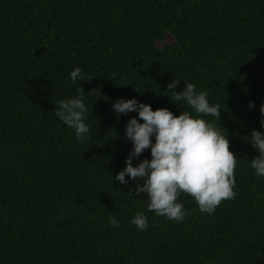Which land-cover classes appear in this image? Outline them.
I'll use <instances>...</instances> for the list:
<instances>
[{"label":"trees","instance_id":"obj_1","mask_svg":"<svg viewBox=\"0 0 264 264\" xmlns=\"http://www.w3.org/2000/svg\"><path fill=\"white\" fill-rule=\"evenodd\" d=\"M76 67L93 79L74 84ZM173 79L219 104L220 121L204 118L237 157L235 198L208 215L181 193L179 223L148 211L139 180H115L138 116L112 109L135 98L179 115ZM78 86L93 137L83 143L54 111ZM261 105L264 0H0V264H264V177L250 167ZM143 159L150 148L133 166Z\"/></svg>","mask_w":264,"mask_h":264},{"label":"clouds","instance_id":"obj_2","mask_svg":"<svg viewBox=\"0 0 264 264\" xmlns=\"http://www.w3.org/2000/svg\"><path fill=\"white\" fill-rule=\"evenodd\" d=\"M70 79L75 84L93 77H86L81 68L76 67L71 71ZM179 84L173 79L166 91L171 94V102L182 107L186 103L187 108L183 107L179 115L168 108L153 110L151 105L135 98L117 99L112 104L117 114L135 112L138 116L127 121L125 137L131 141L133 150L115 180L125 185L128 183L126 177L139 180L135 193L137 197L147 196L148 211L177 223L187 215L184 204L177 202L181 193L191 196L201 213L208 215L213 214L222 201L234 199L237 164L227 134L204 118L211 116L220 121L219 104H210L207 91H197L193 83H186L182 91H176ZM84 92L78 86L76 97L58 101L59 106L54 109L55 115L75 131L80 143L93 138L89 136L90 128L86 123L88 110L83 102ZM249 107H254V103L250 101ZM260 113L264 116V105H261ZM260 123L264 127V119ZM250 138L252 147L258 150L250 167L256 176L264 177V133L252 130ZM149 148L151 159H143L133 166V158ZM128 194L132 195V192ZM108 220L113 227H118L117 219L109 216ZM131 223L141 231L148 227L143 212H137Z\"/></svg>","mask_w":264,"mask_h":264}]
</instances>
